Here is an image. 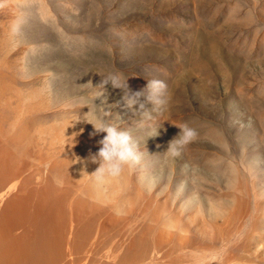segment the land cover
Here are the masks:
<instances>
[{
    "label": "rangeland",
    "instance_id": "obj_1",
    "mask_svg": "<svg viewBox=\"0 0 264 264\" xmlns=\"http://www.w3.org/2000/svg\"><path fill=\"white\" fill-rule=\"evenodd\" d=\"M114 73L131 91L164 81L167 105L127 107L102 85ZM98 117L141 153L102 183ZM181 124L197 135L171 156ZM22 128L41 135L17 157L66 162L54 185L105 224L103 260L264 264V0H0V131Z\"/></svg>",
    "mask_w": 264,
    "mask_h": 264
},
{
    "label": "bare ground",
    "instance_id": "obj_2",
    "mask_svg": "<svg viewBox=\"0 0 264 264\" xmlns=\"http://www.w3.org/2000/svg\"><path fill=\"white\" fill-rule=\"evenodd\" d=\"M33 131V135L24 128L11 134L0 131V264H136V258L128 255L115 256L111 263L103 260L101 244L92 239L105 231V224L99 225L98 234L91 223L81 224L73 215L74 203L69 207V179L63 189L51 180H65L66 162L41 151L35 157H17L26 142L37 146L34 134L41 132ZM48 162L49 178L43 180L42 165ZM80 204L75 202V212Z\"/></svg>",
    "mask_w": 264,
    "mask_h": 264
},
{
    "label": "clouds",
    "instance_id": "obj_3",
    "mask_svg": "<svg viewBox=\"0 0 264 264\" xmlns=\"http://www.w3.org/2000/svg\"><path fill=\"white\" fill-rule=\"evenodd\" d=\"M126 81L127 79H122L120 74L114 73L103 80L102 85L110 83L113 88L122 90V99L129 108L143 110L146 104H151L155 108L162 109L167 105L168 86L164 81L149 80L143 88L136 91H131ZM78 120L80 119L78 118ZM97 120L95 125L92 124L94 131L90 135L99 133H105V135L98 141L100 145L98 151L90 157L93 163L99 164V167L89 176H94L97 183H102L105 177L120 176L125 165L137 164L141 159V153L139 145L128 131L122 130L118 125L106 123L102 117H98ZM176 127L179 129V133L166 148V152L171 156L180 155L181 150L197 135L196 131L187 124ZM77 162L74 159L73 164Z\"/></svg>",
    "mask_w": 264,
    "mask_h": 264
}]
</instances>
